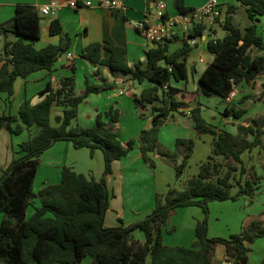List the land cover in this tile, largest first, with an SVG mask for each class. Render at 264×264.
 Listing matches in <instances>:
<instances>
[{"label":"trees","instance_id":"trees-1","mask_svg":"<svg viewBox=\"0 0 264 264\" xmlns=\"http://www.w3.org/2000/svg\"><path fill=\"white\" fill-rule=\"evenodd\" d=\"M184 1H176L179 11H192ZM238 3L246 6L252 23L244 30L239 28L232 16L237 5L229 6L224 22L225 35L209 41L208 48L214 60L199 79L203 90L224 100L241 82L252 83L264 75V39L255 23L256 15L264 14V0H238ZM1 27L5 32L20 35L18 40L5 42V62L0 69V93H7L11 102L15 81L37 70L51 69L67 50V45L36 49L32 42L26 41L41 37V16L38 9L29 4L17 5L10 27ZM205 30L206 25L200 24L192 35L200 38ZM51 33L63 35L58 19L52 21ZM172 37L148 50L145 68L130 67L128 51L124 47L106 48L110 55L103 57L105 47L95 43L86 47L83 53L84 58L98 67L110 68L113 74L130 75L140 83L146 80L154 83L136 97V101L144 106L161 99L163 104L153 107V124L142 130L138 140H121L120 115L113 108L105 113L107 121L98 114L92 127H71L80 104L92 92H99V87L87 81L86 91L75 94L73 75L62 80L60 89L49 84L40 92L45 96L42 102L33 105L26 99L19 110L23 125L14 127L18 116L0 112V131L6 127L19 134L25 127H40L21 144L24 155L14 159L0 175V264H81L87 256L92 258L91 264H214L213 256L219 243L226 246L227 258L234 264H255L250 261L249 253L255 240L264 237V220L251 218L241 233L229 238L209 237L208 214L212 201H236L242 196L256 194L261 176L254 166L244 165L242 155L257 147L264 148V116L251 119L249 124L239 123L237 133H232L208 122L202 116L200 104L193 108L189 117L198 134L214 136L212 153L200 165L197 175L187 181L183 190L171 187L165 194H156V206L145 218L129 225H105L111 199L107 176L113 171V162L127 156L137 141L146 163L155 166L150 152L159 154L176 163L177 177L183 174L193 155L194 138H178L174 150L165 148L159 140L160 129L174 112L186 106L184 100L193 102L201 95V91H189L172 84L188 78L186 59L192 48L184 40L182 48L169 53ZM262 86L261 99L264 101V82ZM179 96L182 100L177 99ZM54 103L64 107L62 115L57 116V125L51 121ZM224 113L241 119L247 109L226 108ZM62 140L71 141L77 149L89 148L92 153L95 149L102 150L105 159L103 176L96 180L92 175L88 177L65 166L59 183L49 184L36 193L40 157ZM243 175H246L244 180ZM235 187L238 190L234 194ZM37 198L40 205L35 206L29 217L28 209ZM187 206H199L205 213V218L197 222L195 242L190 247L165 245L162 234L171 215L177 208ZM137 228L144 232V241L133 237L132 232ZM148 257H151L149 263ZM259 264H264V259Z\"/></svg>","mask_w":264,"mask_h":264},{"label":"crops","instance_id":"crops-1","mask_svg":"<svg viewBox=\"0 0 264 264\" xmlns=\"http://www.w3.org/2000/svg\"><path fill=\"white\" fill-rule=\"evenodd\" d=\"M50 1L0 0V69L5 62V42L15 41L20 38L19 34L12 31L5 32L1 26L6 25L10 27L16 14L17 5L29 4L39 9ZM59 1L60 6L55 8L52 14L41 17L40 39L26 41L32 42L36 49H43L49 45L63 44L67 45V50L59 57L51 69H40L27 77H19L15 81L14 95L11 102L7 93H0V112L18 116V121L13 123L14 127L17 124L23 125L19 118L21 104L26 99L31 100L33 105L42 102L45 96H41L40 92L49 84L54 89H57L62 84L63 79L73 75L75 77V94H83L86 91L87 81L91 85L99 87V92H92L80 104L78 116L73 119L71 127H92L96 124L98 114L103 115V119L106 121L107 117H104V113L113 108L120 115L118 125L121 140L124 142L130 139L138 140L142 130L149 129L153 124V107L163 104L161 99L154 104L144 106L138 104L136 101V97L140 96L145 89L152 87L154 83L149 80L140 83L130 75L113 74L108 67L94 65L89 59L83 57V53L86 47L95 43H100L105 47L102 49L103 57L110 55V51L106 48L113 46L124 47L128 51L130 67L135 68L139 65L145 68L148 63L147 52L155 45H152L141 32L136 30L132 23L141 20L146 11L154 13L156 0H119L124 4V7L119 6L115 8L99 6L100 0H92L94 6H80L78 8L71 7L62 0ZM166 1L168 4V15L179 18L182 13L176 6L177 0ZM208 1L185 0L184 5L194 10L201 8ZM219 1L227 10L230 5H237V10L232 16L234 23L239 28L244 30L252 23L250 19L243 25L242 21L238 20L237 13L242 9L248 14L246 6L239 4L238 0ZM54 19H58L61 22L63 35H53L51 33V23ZM255 23L257 24L258 33L264 39V14L256 15ZM213 35H218L220 38L224 37L225 29L221 22L218 21L213 25H206V30L202 37H200L197 44L192 45L187 55L186 63L195 84L208 65L214 60V55L208 48V43ZM173 37L168 44L169 53H173L183 46L185 34L181 26L177 27ZM68 52H72L74 55L72 66L69 65ZM96 71H98V74ZM263 81L264 75L258 77L255 82L247 83L243 81L238 84L234 89L237 94L231 106L220 96L207 93L203 90L202 86L198 87L197 90H193L201 91V95L193 102L184 100L186 106L180 107V111L176 114L174 112L169 122L160 129V143L165 148L174 150L176 141L178 138H182V134L185 135V138H194L195 149L192 157L199 149L204 154V159L200 163L201 165L208 160V157L212 153L214 136L211 134L199 135L194 127V123L185 119L186 117L189 118V115L182 118V112L190 114L188 111H191L200 104L202 116L208 122L217 125L221 129L237 133L239 123L249 124L251 119L264 116V101L261 99ZM188 82L189 76L186 80L173 81L172 84L188 89ZM121 90H124L123 94L119 93ZM159 94L162 96V91ZM177 99L182 100V97L179 96ZM232 107L246 108L247 113L241 119H236L224 113L226 108L231 109ZM63 109V106L54 103L51 116L52 124H58L56 119L57 116L62 115ZM171 120L173 121L170 122ZM39 130V126L25 127L21 133L16 134L6 127L1 129L0 175L14 159L24 155L21 144ZM123 134L126 137H123ZM262 151L264 152V148L257 147L243 153L244 165L248 168L254 166L261 178L257 185L258 191L256 196H242L234 201V205L241 207L243 205L242 202L247 201L246 204L249 207L244 212V217H260L264 220V203L260 201L256 202L261 193L264 196V161H259ZM245 155L249 159H246ZM150 156L155 161V166H150L146 163L143 158L140 142L137 141L127 156L113 162V171L107 176V183L111 190V199L110 208L105 219L106 226L114 227L122 223L129 225L143 219L154 210L156 206V194H165L171 187L179 190L185 189L187 181L185 185H182V180L175 181L172 170L170 173L165 172L164 167H166V164L163 156L154 152H150ZM200 165L194 175L199 172ZM65 166L73 168L77 173L85 174L88 177L92 175L96 180H100L105 170L104 154L100 149H95L92 153L89 148H75L71 141H58L40 157V167L35 180V184L36 182L39 183V191L49 184L59 183L62 177V170ZM170 175L172 177H169ZM245 178L246 175H243L242 180ZM237 190L238 187H235L232 192L235 194ZM227 203L217 204L213 202L211 203V209L214 210L219 205L226 207L228 206ZM236 212H239V210L237 209ZM234 216V219L231 221L235 227H239L242 223L244 226L251 219L243 221V216L237 214ZM204 218L205 213L199 206L177 208L163 230V243L171 247L192 246L196 240L195 230L197 222ZM231 218L232 215L229 216V220ZM211 230L212 224L210 223V232ZM209 237L221 236H212L210 233ZM255 251L258 252L256 255ZM249 258L255 264L263 261L264 237L255 240L249 253ZM213 262L214 264H234L232 260L227 258V248L222 243L216 246ZM87 264H90V261Z\"/></svg>","mask_w":264,"mask_h":264},{"label":"built area","instance_id":"built-area-1","mask_svg":"<svg viewBox=\"0 0 264 264\" xmlns=\"http://www.w3.org/2000/svg\"><path fill=\"white\" fill-rule=\"evenodd\" d=\"M62 1L74 8H78L80 6H94L92 0ZM123 5L124 4H122L119 0H100L99 2V6L107 8L122 7ZM59 6V0H51L49 3L40 7L38 9V13L41 17L48 16ZM167 9L168 4L166 0H156L154 13L146 11L141 20L132 23L136 30L141 32L152 45H156L157 43L163 42L165 39L172 37L178 26H181V29L184 32L185 40L191 45H195L200 39L199 37L192 35L196 26L200 24L213 25L219 21L224 27L227 14V8L219 0H209L201 8L194 9L187 13H182L179 18H174L168 15ZM217 39H220V37L218 35H213L211 40L216 41ZM67 58L69 60V65L72 66L74 60L73 53L68 52ZM60 88L61 85L57 89ZM119 93L123 94L124 90H121ZM236 94L235 90H233L225 99L229 106L233 103ZM188 112L190 113V111Z\"/></svg>","mask_w":264,"mask_h":264},{"label":"rangeland","instance_id":"rangeland-1","mask_svg":"<svg viewBox=\"0 0 264 264\" xmlns=\"http://www.w3.org/2000/svg\"><path fill=\"white\" fill-rule=\"evenodd\" d=\"M237 18L239 21H242L243 25L245 23L248 22V20H250L248 14L244 11V9H242L239 13H237ZM191 72L189 71L188 73V76H189V82H188V90L190 91H193V90H197L198 87H200V82H199V79H197V82L195 84V82H193L192 80V76H191ZM201 90V89H200ZM236 105H238L236 103ZM177 112H175L176 114ZM186 115H189L188 113H182V118H185ZM104 117L105 116V113H104ZM187 121L189 122H192L191 118H185ZM108 120V118H107ZM106 120V121H107ZM105 121V120H104ZM173 120H171L170 122H172ZM228 131V130H227ZM185 135L182 134V137H184ZM121 137V136H120ZM123 137H126L125 134H123ZM203 155L202 152L199 151V149L197 150V152H195L194 156L191 158V160H189V163H188V168H186L183 172V174L180 176V177H177L176 175V163L175 162H172V161H169L167 159H165V164H166V167L165 168V172L166 173H170V171L172 170L173 171V174H174V179L175 181L176 180H182V185H185L186 181H188L189 178L193 177L194 176V173L197 171L202 159L203 158ZM264 152L262 151V153L260 154L259 156V161H264ZM246 159H249L248 156H246ZM180 162V160H179ZM96 171V169H94ZM197 175V174H196ZM169 177H172V175H170ZM181 184V183H180ZM258 191V190H257ZM257 191H256V194H257ZM35 192L38 193L39 192V183L36 182L35 184ZM256 194L253 196L255 197ZM249 200V199H247ZM262 202L264 203V196L262 195V193L260 194V196L256 199V202ZM217 203V204H223L225 202H228L226 207L224 206H221L219 205L218 207L214 208V210L211 209V203ZM247 201H243L242 202V206L239 207H236V205H234V201L232 200H225V201H212L210 202L209 204V214H208V235H211L212 236H215V235H218V236H221V237H225V238H229L231 237L232 235L234 234H239L242 232L243 230V223L240 224L239 227H235V225L232 223V219H234V215H240V216H243L244 217V212H246V209H248V205L246 204ZM40 205V199L37 198L36 201L34 202V204L28 209V216L30 217L33 212H34V208L35 206H39ZM239 210V212H236V210ZM263 214V213H262ZM232 215V218L229 220V216ZM252 218V217H250ZM250 218H248L247 216H245L243 219V221H245L246 219L249 220ZM246 220V221H247ZM210 223L212 224V230L210 232ZM132 235L134 238H137V239H140L142 241L145 240V235H144V232L137 228L135 229L133 232H132ZM253 245V244H252ZM258 252L255 251V255L257 254ZM88 261H90V264L92 262V258L91 257H87L86 259H84L82 261L81 264H87ZM151 261V257H148V262Z\"/></svg>","mask_w":264,"mask_h":264}]
</instances>
